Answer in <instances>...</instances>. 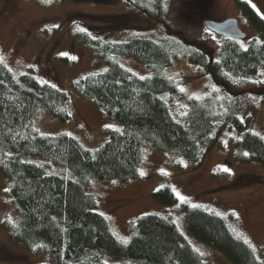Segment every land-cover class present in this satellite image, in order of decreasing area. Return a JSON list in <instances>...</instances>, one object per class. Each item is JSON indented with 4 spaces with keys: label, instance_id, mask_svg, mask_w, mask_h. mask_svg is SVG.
I'll return each mask as SVG.
<instances>
[{
    "label": "trees",
    "instance_id": "trees-1",
    "mask_svg": "<svg viewBox=\"0 0 264 264\" xmlns=\"http://www.w3.org/2000/svg\"><path fill=\"white\" fill-rule=\"evenodd\" d=\"M126 1L164 23V0ZM235 2L258 35L246 45L237 38L222 36L214 58L206 38L190 41L178 33L184 43L192 44L181 47L180 53L218 83L246 84L264 69V18L246 0ZM114 21L101 20L102 25L92 27L114 25ZM73 36L103 58L107 66L74 78L72 90L117 119L121 126L107 128V138L93 150L69 134L34 132L33 119L40 106L60 118L67 116V95L29 72L14 75L0 60V169L8 178V193L16 209L15 220L4 221V226L13 239L43 251L54 264H105L101 260L105 254L126 259L123 264H204L175 224L154 213L139 215L128 243H122L111 232L106 218L94 210L96 199L82 183L90 176L102 181L136 177L144 145L199 162L204 152L200 140L212 132L221 116L234 127L229 140L235 159L257 161L264 167V139L245 128L235 113L217 111L208 98H190L183 121L175 120L165 102V95H180L164 72L171 54L155 38L133 35L111 40L107 33L82 27L74 28ZM117 54L144 64L150 74L140 79L117 61ZM260 92L264 102V88ZM27 154H38L65 166L78 179L47 173L43 166L24 160ZM152 195L163 203L175 201L169 186L156 189ZM174 208L184 211L188 229L200 241L219 250L233 264H257L254 250L231 231L224 218L185 201L174 204Z\"/></svg>",
    "mask_w": 264,
    "mask_h": 264
},
{
    "label": "rangeland",
    "instance_id": "rangeland-1",
    "mask_svg": "<svg viewBox=\"0 0 264 264\" xmlns=\"http://www.w3.org/2000/svg\"><path fill=\"white\" fill-rule=\"evenodd\" d=\"M164 1V23H160L126 0H0L1 61L14 75L29 72L61 88L68 98L65 118L40 106L33 119V131L69 134L82 146L93 150L107 138V128L121 126L117 119L71 88L74 78L107 66L103 58L73 36L74 28L82 27L107 33L111 40L146 35L165 44L171 61L164 72L180 91L177 98L165 95L175 120L183 121L190 98H208L217 111L235 113L244 121L245 128L264 139V102L260 92L264 88V82H260L264 81V69L246 84L218 83L180 53L181 47L192 44L184 43L178 33L190 41L206 38L210 53L214 58L218 56V45L223 37L206 26V19H235L245 31V36L239 39L243 46L252 36L258 37L246 23L235 0ZM246 1L264 18V0ZM101 20L117 23L92 27L102 25ZM115 57L137 76L150 74L147 66L131 57L121 54ZM216 122L212 132L200 140L204 152L199 162L144 145L136 177L126 181H102L90 176L82 183L96 199L94 210L106 218L117 239L129 238L139 215L154 213L175 224L204 264H233L188 229L184 211L174 208V204L182 202V196L188 205H198L224 218L231 231L254 250L257 264H264V167L257 161L235 159L229 140L234 127L228 126L223 116ZM23 159L43 166L47 173L78 179L71 169L41 155L27 154ZM8 183L0 169V264H54L43 251L13 239L4 226V221L13 222L16 217L15 202L5 191ZM162 186L173 190V204L153 197L152 192ZM101 260L105 264H123L126 259L105 254Z\"/></svg>",
    "mask_w": 264,
    "mask_h": 264
},
{
    "label": "water",
    "instance_id": "water-1",
    "mask_svg": "<svg viewBox=\"0 0 264 264\" xmlns=\"http://www.w3.org/2000/svg\"><path fill=\"white\" fill-rule=\"evenodd\" d=\"M206 26L213 30L214 32L232 38H243L245 36V31L241 29L235 19H225V20H205Z\"/></svg>",
    "mask_w": 264,
    "mask_h": 264
},
{
    "label": "snow or ice",
    "instance_id": "snow-or-ice-1",
    "mask_svg": "<svg viewBox=\"0 0 264 264\" xmlns=\"http://www.w3.org/2000/svg\"><path fill=\"white\" fill-rule=\"evenodd\" d=\"M81 31H83V29H81ZM0 60H2V58H0ZM262 75H264V73H262ZM140 79H145V77H140ZM260 82H264V81H260ZM52 87L55 88V85H52ZM257 135H259V134L257 133ZM244 155H248V153H244ZM141 174L143 175V173H141ZM113 183H115V181H113ZM5 191L6 192L9 191V189H5ZM177 195H179V194L177 193ZM180 199L182 201H184L185 200V197H182L181 196ZM193 207H198V205H193ZM121 242L124 243V244H127L128 243V240L126 238H121ZM245 242L247 243V241H245Z\"/></svg>",
    "mask_w": 264,
    "mask_h": 264
}]
</instances>
